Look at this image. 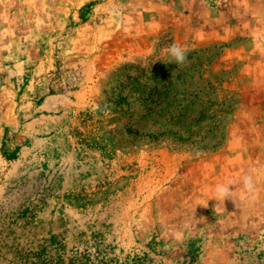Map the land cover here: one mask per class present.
Returning <instances> with one entry per match:
<instances>
[{"label":"rangeland","instance_id":"1","mask_svg":"<svg viewBox=\"0 0 264 264\" xmlns=\"http://www.w3.org/2000/svg\"><path fill=\"white\" fill-rule=\"evenodd\" d=\"M0 232L62 264H264V0H0Z\"/></svg>","mask_w":264,"mask_h":264},{"label":"trees","instance_id":"2","mask_svg":"<svg viewBox=\"0 0 264 264\" xmlns=\"http://www.w3.org/2000/svg\"><path fill=\"white\" fill-rule=\"evenodd\" d=\"M0 232V264H62L59 258L45 253L41 247H34L32 244L14 243L10 244V235H1ZM3 234V233H2ZM71 264H81L75 259Z\"/></svg>","mask_w":264,"mask_h":264},{"label":"clouds","instance_id":"3","mask_svg":"<svg viewBox=\"0 0 264 264\" xmlns=\"http://www.w3.org/2000/svg\"><path fill=\"white\" fill-rule=\"evenodd\" d=\"M168 54L170 57L169 63L174 62L177 65H186L190 63V61H188L187 49L177 43H173L168 47ZM230 186V184L224 183L217 184L214 190L215 200L223 204L226 199L233 200V191L230 190ZM243 186L248 191L254 190V179L251 175H246L243 178ZM204 206L207 207V205Z\"/></svg>","mask_w":264,"mask_h":264}]
</instances>
